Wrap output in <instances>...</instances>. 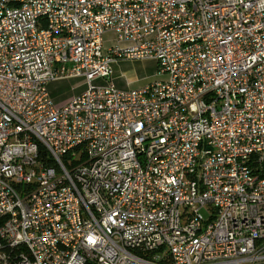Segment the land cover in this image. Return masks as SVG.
Listing matches in <instances>:
<instances>
[{"label": "built area", "instance_id": "2783aa9c", "mask_svg": "<svg viewBox=\"0 0 264 264\" xmlns=\"http://www.w3.org/2000/svg\"><path fill=\"white\" fill-rule=\"evenodd\" d=\"M0 264H264V0H0Z\"/></svg>", "mask_w": 264, "mask_h": 264}, {"label": "rangeland", "instance_id": "374dc122", "mask_svg": "<svg viewBox=\"0 0 264 264\" xmlns=\"http://www.w3.org/2000/svg\"><path fill=\"white\" fill-rule=\"evenodd\" d=\"M111 38L114 42V36ZM162 78L164 76L157 72L156 62L152 59L124 60L114 63L113 83L122 89L140 87ZM84 88L81 78L58 80L48 85L50 95L57 105L81 93Z\"/></svg>", "mask_w": 264, "mask_h": 264}, {"label": "crops", "instance_id": "0c3cea01", "mask_svg": "<svg viewBox=\"0 0 264 264\" xmlns=\"http://www.w3.org/2000/svg\"><path fill=\"white\" fill-rule=\"evenodd\" d=\"M124 61V60H123ZM113 67H114V65H113Z\"/></svg>", "mask_w": 264, "mask_h": 264}]
</instances>
